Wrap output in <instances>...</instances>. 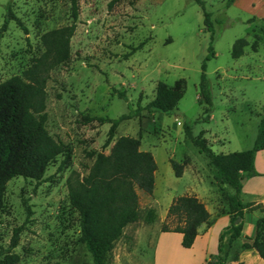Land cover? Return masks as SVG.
I'll list each match as a JSON object with an SVG mask.
<instances>
[{
	"label": "rangeland",
	"instance_id": "1",
	"mask_svg": "<svg viewBox=\"0 0 264 264\" xmlns=\"http://www.w3.org/2000/svg\"><path fill=\"white\" fill-rule=\"evenodd\" d=\"M109 1L78 0L70 56L49 71L45 85L46 128L68 145L70 158L62 165L60 154L39 184L21 176L7 181L0 203V252L3 255L10 246L13 228L24 224L12 249L19 256L14 264H93L80 240L79 214L69 202L66 180L72 171L86 175L97 152L108 154L114 141L127 135L152 153L155 185L150 195L137 189L141 217L113 245L107 264H207L217 254L216 237L184 249L178 233L158 234L173 231L180 195L195 192L211 198L219 181L207 156L185 137V125L193 136L202 132L216 153L246 150L254 142L264 117V38L256 51L251 43L253 29L258 30L264 16V0H234L228 7L227 0H200L210 13L213 40L197 0H120L111 6ZM9 11L26 31L10 19L2 32L0 82L22 75L43 52V33L72 22L70 0H0V29ZM240 37L249 44L234 58L232 45ZM204 61L212 92L208 115L198 99ZM159 83L182 92L174 109L169 113L143 109L121 121L105 147L111 123L84 117L117 118L128 112V104L134 109L138 103L145 106L155 98ZM170 159L186 162L180 177ZM258 161L264 168V154ZM23 199L30 205V215ZM238 247L236 242L230 254ZM250 264L259 263L251 259Z\"/></svg>",
	"mask_w": 264,
	"mask_h": 264
},
{
	"label": "trees",
	"instance_id": "2",
	"mask_svg": "<svg viewBox=\"0 0 264 264\" xmlns=\"http://www.w3.org/2000/svg\"><path fill=\"white\" fill-rule=\"evenodd\" d=\"M119 1L110 0L109 6ZM197 1L202 7L203 22L213 40L210 13L206 11L202 1ZM233 2L234 0H227L226 6ZM78 14V0H70L72 22L43 33L41 35L43 52L34 58L22 75H13L0 82V203L5 185L10 178L21 176L33 179L39 184L44 179L47 166L60 154H64L62 165L70 158L71 151L68 145L60 139H54L46 128L45 85L49 71L65 63L70 56V40L75 32ZM10 19H15L26 31L23 23L9 11L0 29V36L6 30ZM253 32L251 49L256 51L259 41L264 38V16L260 19L258 30L253 29ZM248 44L246 38H237L232 45V57L243 55L244 47ZM141 46L140 43L131 47L125 56ZM209 54L212 57L215 55L212 42ZM208 59L209 57L206 58ZM201 68L198 99L205 105L204 112L208 115L212 106V92L206 75L205 61ZM118 95L126 99L124 93L119 92ZM181 97L182 92L179 89L159 83L155 98L145 106L138 103L134 109L128 104V112L117 118L86 116L84 120L111 123L104 142L106 147L112 141L121 121L138 116L143 109L169 113ZM184 134L200 153L207 156L214 176L233 189V205L228 213L229 224L219 234L216 256L207 261V264H225L227 261L244 264L239 260V253L245 249H253L258 258L264 260V215L255 220L253 236L248 237L230 254V249L241 235L244 214L253 209L264 211L260 204L243 202L241 198L242 180L258 175L255 170V156L258 151L264 149V117L259 121L251 148L242 151L216 153L208 145L202 132L193 136L189 125H185ZM139 145L140 141L135 137L119 136L108 154L103 152L95 154L86 175L80 176L76 171H72L66 180L69 202L79 214L80 240L90 253L93 264H107L113 245L123 237L124 230L141 217L137 189L149 195L153 192L156 162L152 153L141 150ZM169 161L176 177H180L183 174V162L173 159ZM22 202L30 215V205L25 199ZM176 214L173 230L181 235V246L190 248L196 239L198 227L209 218V211L197 196L183 195L177 199ZM24 229V224L13 228L10 246L3 255L0 252V264H14L19 261L18 254L12 252V249L18 245L20 233Z\"/></svg>",
	"mask_w": 264,
	"mask_h": 264
},
{
	"label": "crops",
	"instance_id": "3",
	"mask_svg": "<svg viewBox=\"0 0 264 264\" xmlns=\"http://www.w3.org/2000/svg\"><path fill=\"white\" fill-rule=\"evenodd\" d=\"M263 154H264V149L256 153L255 170L257 171L258 175L252 176L250 178H245V181L243 182V186H242L241 198L243 202H253L254 204H260L264 209V168H260L261 165L258 163L259 156ZM185 163H184V167L186 166ZM232 194H233V189L227 184L222 183L220 181L215 182V195L211 198L209 195L200 196V194L195 192L191 194L189 193L184 194V195L197 196L200 199V201H202L205 204L206 208L209 211V218L205 222H203L197 229V236L194 241V244L192 245V247L184 248V249L195 248L198 242L199 241L204 242L205 238L207 239V243H208V240L210 241L211 239H213V237H216V245H218L219 234L229 224L228 213L231 206L233 205ZM181 196L183 195H180L179 197ZM210 199L212 201H208ZM262 215H264V211H260V209H253L244 214L242 218V223H243L242 232L240 237L236 240V242L239 243V245L242 244L244 241H246L248 237L253 236L254 228H255L254 227L255 220ZM171 232H174V230L169 232H161L158 234V236L162 233H171ZM258 257L259 256L256 254V252L253 249L241 250L239 253V260L242 261L244 264H250L251 259H255L259 264H264V260L263 259L260 260ZM235 263L237 264V262Z\"/></svg>",
	"mask_w": 264,
	"mask_h": 264
},
{
	"label": "water",
	"instance_id": "4",
	"mask_svg": "<svg viewBox=\"0 0 264 264\" xmlns=\"http://www.w3.org/2000/svg\"><path fill=\"white\" fill-rule=\"evenodd\" d=\"M245 181V178L242 180V182H244Z\"/></svg>",
	"mask_w": 264,
	"mask_h": 264
}]
</instances>
